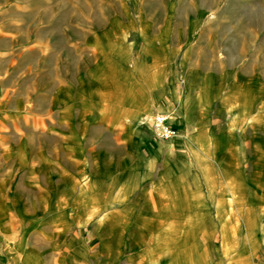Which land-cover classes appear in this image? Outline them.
<instances>
[{"label": "crops", "instance_id": "crops-1", "mask_svg": "<svg viewBox=\"0 0 264 264\" xmlns=\"http://www.w3.org/2000/svg\"><path fill=\"white\" fill-rule=\"evenodd\" d=\"M22 8L26 14L25 3ZM51 8L46 4L43 9L42 0H33V6H28V14H33V38L23 34L7 45L9 53L17 51L18 74L4 67L0 59V264H152V259L159 262L168 257L167 246L158 249L157 244L168 245L173 236L179 241L182 236L178 233L200 225L201 216L232 213L236 200H243L238 193L257 198L259 189L249 192L247 181L229 171L222 176L213 169L210 147L201 161L209 168L211 181H204L185 144L187 131L201 137L213 135L205 125L209 119H223L222 132L229 135L233 126L225 123L230 113L236 119L258 121L261 117L262 101H256V113L248 114L242 86L220 80L222 72L211 48L184 50L180 65L187 70L179 90L167 81L155 85L148 80L152 55L148 61L146 55L134 61L126 43L109 41L113 37L103 31L88 34L90 41L80 52H61L54 33L47 31L53 21ZM175 35L168 32L169 41L163 47L152 45L157 35L143 38L151 41L145 43L146 49L161 53L159 62L168 69L175 65ZM120 46L125 48L123 56ZM200 56L209 58L199 60ZM137 63L142 67L134 102L115 94L112 110H105L106 89L126 92L131 85L118 76L106 81L87 75L89 98L79 102L77 111L60 94L67 85H59L58 72L136 73ZM26 71L34 74V96L40 109L33 113H25L19 106L25 102ZM43 96L49 99V111H41ZM86 104L91 105L90 110ZM149 112L164 115L178 134L153 139L150 129L145 133L134 118ZM106 139L119 144L123 159L113 158L116 154L109 152ZM148 141L153 144L147 145ZM226 153L232 158L230 146ZM85 159L95 160L96 178L82 174ZM230 186L234 192L229 191ZM247 208L251 207L244 203L243 209ZM87 225L96 235L95 255L88 253L90 236L83 234ZM72 226L76 232L64 239ZM176 254L182 259L180 251Z\"/></svg>", "mask_w": 264, "mask_h": 264}, {"label": "rangeland", "instance_id": "rangeland-1", "mask_svg": "<svg viewBox=\"0 0 264 264\" xmlns=\"http://www.w3.org/2000/svg\"><path fill=\"white\" fill-rule=\"evenodd\" d=\"M42 2L43 9L46 4H51L53 21L47 31L54 33L53 37L56 38L61 52L71 50L74 54L78 53L84 49V44L90 41L87 39L88 34L103 31L110 36L109 38L113 37L109 41L126 43L134 61L139 62L145 55L148 61L152 55L154 64L149 81L155 85L167 81L179 90L187 70L180 65L184 50L192 47L211 48L216 54V65L222 72L220 80L234 83L235 87L237 84L242 86L244 91L242 98L247 100L245 110L249 112L248 114L256 113V101H262L260 104L262 107L258 109L261 116L258 121L249 117L236 119V114L230 113L225 123L228 127L233 126V133L231 131L229 135L222 132L224 120L221 118L209 119L205 123L212 129L213 135L201 137L189 131L185 135V144L196 162L197 174L204 181H211L209 168L201 161L202 156L207 153L206 149L210 147L213 169L218 170L222 176L229 171L232 176L247 181L245 184L249 192L259 189L258 196L253 193L257 198H252L251 194L245 195L243 191L241 194L238 193V198L241 196L243 200H236L233 204L236 208L233 207L232 213L226 216H201L200 225L197 227L190 225L185 227L182 234L178 233L182 236L179 241H175L176 237L173 236L174 240L168 241V245L157 244L158 249L167 246V260L161 258L159 262H155L156 259L150 261L152 264H164L168 260V264H245L247 260L248 264H258L264 255V252L262 253L264 242H258L264 236V0H42ZM24 3L26 14H23ZM28 6H33V0H0V59L4 67L14 69L15 75L18 74L17 51L9 53L7 45L17 42L18 37L23 34L33 38V14H28ZM168 32L176 33L172 46L177 48L172 57L175 65L170 69L162 67L158 56L161 53L156 55L154 49V52L146 49L145 43L151 41L143 39L144 35H157V39L152 40V45L160 44L163 47L169 41L166 36ZM119 49H121L119 54L123 56L125 48L120 46ZM198 58L201 60L209 57ZM136 65L138 68L136 73L128 70L99 73L58 72L59 85H67L60 94L66 95L68 106L77 111L81 107L79 102L89 98L87 75L89 77L96 75L97 79L106 81L118 76L125 84L131 85L126 92L123 88H117V93H113L116 89L105 90L104 97L107 103L105 110L111 111L112 98L115 94H121L132 101L136 99L135 86L140 85L138 75L141 66L140 63ZM134 78L137 81H134ZM24 81L25 102L19 106L23 112L33 113L40 110L34 96V74L26 71ZM42 101L41 111H49V99L43 96ZM176 101L179 104L180 100L176 98ZM85 106L88 108L86 110H90V104ZM153 112L140 114L134 118L139 121L145 133V129H149L148 118ZM108 142L106 139V144ZM109 143L107 145L109 152L116 154L113 158L118 159L120 156L123 159L125 155L122 154L123 150L119 144L115 141ZM149 144L153 143L148 141L147 145ZM228 146L232 148V158L226 153ZM29 147L27 143V148ZM128 149L131 151L130 155L133 154V148ZM75 156L80 158L77 152ZM57 157L64 164L59 152ZM84 161L87 166L81 169L84 177L96 178L92 166L95 160H89L90 166L87 165L89 162L86 159ZM222 164L227 166L228 170ZM78 171L80 174V167ZM215 174L217 175V172ZM229 191L234 192V186H230ZM247 196L248 199H245ZM244 203L251 208L244 210ZM76 230L75 226L70 227L63 236L64 239ZM85 232L90 236L87 243L88 253L95 255L98 250L96 235L89 225L83 229V234ZM154 242L157 240L154 239ZM177 243L180 246H177ZM179 251L182 259L177 257L176 253L179 254Z\"/></svg>", "mask_w": 264, "mask_h": 264}, {"label": "built area", "instance_id": "built-area-1", "mask_svg": "<svg viewBox=\"0 0 264 264\" xmlns=\"http://www.w3.org/2000/svg\"><path fill=\"white\" fill-rule=\"evenodd\" d=\"M149 129L154 139H169L177 135V129L172 127L166 117L159 113L149 118ZM258 264H264V255Z\"/></svg>", "mask_w": 264, "mask_h": 264}, {"label": "bare ground", "instance_id": "bare-ground-1", "mask_svg": "<svg viewBox=\"0 0 264 264\" xmlns=\"http://www.w3.org/2000/svg\"><path fill=\"white\" fill-rule=\"evenodd\" d=\"M160 114V113H159ZM162 115V114H161Z\"/></svg>", "mask_w": 264, "mask_h": 264}]
</instances>
